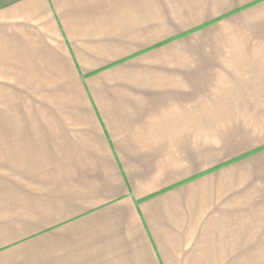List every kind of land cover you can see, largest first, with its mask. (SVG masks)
Masks as SVG:
<instances>
[{
  "label": "crops",
  "instance_id": "crops-1",
  "mask_svg": "<svg viewBox=\"0 0 264 264\" xmlns=\"http://www.w3.org/2000/svg\"><path fill=\"white\" fill-rule=\"evenodd\" d=\"M0 264H264V0H0Z\"/></svg>",
  "mask_w": 264,
  "mask_h": 264
}]
</instances>
